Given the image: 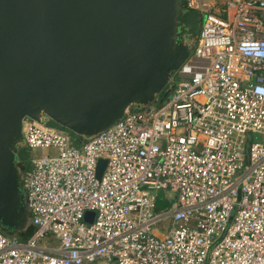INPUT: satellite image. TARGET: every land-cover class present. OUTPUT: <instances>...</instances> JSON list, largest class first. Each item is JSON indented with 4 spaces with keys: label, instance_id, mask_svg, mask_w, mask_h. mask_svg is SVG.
Here are the masks:
<instances>
[{
    "label": "built area",
    "instance_id": "built-area-1",
    "mask_svg": "<svg viewBox=\"0 0 264 264\" xmlns=\"http://www.w3.org/2000/svg\"><path fill=\"white\" fill-rule=\"evenodd\" d=\"M180 2L205 18L167 95L87 141L23 122L54 153L21 171L33 233L0 228V264H264V0Z\"/></svg>",
    "mask_w": 264,
    "mask_h": 264
},
{
    "label": "water",
    "instance_id": "water-1",
    "mask_svg": "<svg viewBox=\"0 0 264 264\" xmlns=\"http://www.w3.org/2000/svg\"><path fill=\"white\" fill-rule=\"evenodd\" d=\"M199 28L200 13L183 9L180 0H0V228L6 235L31 227L17 154L23 122H52L80 141L92 139L128 109L167 95ZM105 165L98 161V179ZM93 217L88 212L84 220Z\"/></svg>",
    "mask_w": 264,
    "mask_h": 264
},
{
    "label": "rangeland",
    "instance_id": "rangeland-1",
    "mask_svg": "<svg viewBox=\"0 0 264 264\" xmlns=\"http://www.w3.org/2000/svg\"><path fill=\"white\" fill-rule=\"evenodd\" d=\"M204 18H205V13L203 12V13L200 14V24L202 23ZM190 48H191L190 56H192V55L195 54L196 49L198 48V38H196L194 41L190 42ZM172 74H174V72ZM49 124H50V122L46 123V125H49ZM53 127L56 128L55 126H53ZM69 137H70L71 141L76 140V137H72L71 135H69ZM252 138H253V141H261V140L264 139V137L262 135H260V134H253ZM20 150H23V155H24V158H25L24 160L26 161V165H27L29 159H31L33 157H44V156H47V155H53V153H54L52 150H48V149L22 148ZM163 194H166V196L171 199V201L170 200L167 201V203H166V205L164 207V211L168 210V209H172L173 208V204H174V200H173L174 194H172L170 192H164V193L162 192V193H160L159 199H161L163 197ZM28 216H29V213H28ZM155 229H156L155 232H157V235H163L164 232L160 229V227H156ZM26 232H24V233H26ZM19 234H21V233H19ZM95 264H101V261H98Z\"/></svg>",
    "mask_w": 264,
    "mask_h": 264
},
{
    "label": "trees",
    "instance_id": "trees-1",
    "mask_svg": "<svg viewBox=\"0 0 264 264\" xmlns=\"http://www.w3.org/2000/svg\"><path fill=\"white\" fill-rule=\"evenodd\" d=\"M180 6H181L183 9H185V10H189V9L187 8V6H185V4H184L183 2H182V3L180 2ZM158 96H159V98H163V97L165 96V94H164V92L162 91ZM48 126H51V127L55 126V127L58 128V129H61V130L66 131V130L63 129V128L56 126V125L53 124L52 122H50V124H49ZM66 132H68V131H66ZM68 133H69L72 137H75V136H74L73 134H71L70 132H68ZM17 154H18V158H19V167H20L21 171H24L25 168L27 167L28 163H27V165H26V161L24 160L25 158H24V155H23V150H19ZM25 165H26V166H25ZM161 201H162V200L158 198V202L160 203ZM157 205H158V203H157ZM32 233H33V229L30 227L26 233H21V234L17 235V237H18L21 241H26V240L32 235Z\"/></svg>",
    "mask_w": 264,
    "mask_h": 264
},
{
    "label": "crops",
    "instance_id": "crops-1",
    "mask_svg": "<svg viewBox=\"0 0 264 264\" xmlns=\"http://www.w3.org/2000/svg\"><path fill=\"white\" fill-rule=\"evenodd\" d=\"M161 202L159 203L158 202V205H157V208H158V210H164V207H165V205H166V203H167V201L166 200H164L163 199V197L161 198ZM169 226H170V224L169 223H167V222H165V223H163V226L161 225V226H159L160 227V229L164 232H162L163 234H165V232H166V230L169 228ZM160 231V230H159ZM155 234L157 235V232H155ZM158 236H161V235H158Z\"/></svg>",
    "mask_w": 264,
    "mask_h": 264
},
{
    "label": "clouds",
    "instance_id": "clouds-1",
    "mask_svg": "<svg viewBox=\"0 0 264 264\" xmlns=\"http://www.w3.org/2000/svg\"><path fill=\"white\" fill-rule=\"evenodd\" d=\"M242 50H244V49L242 48ZM249 54H250V53H249ZM259 54H260V53L257 52V55H259ZM257 91L259 92V91H264V90H260V89H258Z\"/></svg>",
    "mask_w": 264,
    "mask_h": 264
}]
</instances>
